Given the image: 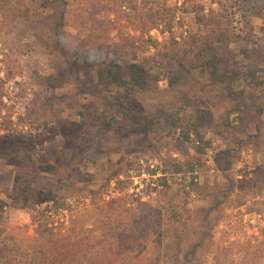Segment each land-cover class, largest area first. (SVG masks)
Segmentation results:
<instances>
[{
  "label": "rangeland",
  "instance_id": "1",
  "mask_svg": "<svg viewBox=\"0 0 264 264\" xmlns=\"http://www.w3.org/2000/svg\"><path fill=\"white\" fill-rule=\"evenodd\" d=\"M202 37L224 39L228 84L193 69L171 87ZM80 54L140 64L149 85L104 87ZM261 81L264 0H0V229L23 238L14 263L50 206L85 234L81 262L173 264L202 236L194 264H264ZM22 179L51 202L12 203ZM123 194L129 205L104 207ZM126 227L134 249L110 254L105 233Z\"/></svg>",
  "mask_w": 264,
  "mask_h": 264
},
{
  "label": "trees",
  "instance_id": "2",
  "mask_svg": "<svg viewBox=\"0 0 264 264\" xmlns=\"http://www.w3.org/2000/svg\"><path fill=\"white\" fill-rule=\"evenodd\" d=\"M222 35L224 36V39L227 40V35ZM216 39L217 38L213 37H202L200 42L197 40L194 41L197 49L192 47L190 51H188L190 52L189 54H192L191 56L187 55L188 52L186 51L183 58L181 57L178 59L180 68L176 71L174 76H170L168 79L169 85L171 87L179 85L183 81L185 73L193 69L209 70L213 83L216 85L219 83L228 84L230 74L222 73L220 71V67L225 62L226 56H223L224 53L219 40L224 39ZM78 59L83 62V66L87 70H89L94 65L97 66V82L104 87L145 89L149 85L150 78L148 76V72L140 64H134L129 69H127L125 65L118 59L96 60L92 56H85L83 54H80ZM86 73L89 74V72ZM251 76L254 79L258 77L262 78L261 76L254 74ZM260 84H264V82L261 81ZM119 106L121 107L123 115L128 116L129 112L127 104L121 100ZM201 121H203V118ZM104 125L106 130H111L112 119L107 118L104 122ZM195 129V125H189L188 131L184 132V136L187 139L191 138L189 131H194ZM113 179L114 178H110L109 181ZM20 186L22 187L21 190ZM123 195L119 198H112L110 201L104 202V207H113L116 204H118V207L120 206V208L126 207V205H129V202L126 199L128 194ZM8 197L12 200V203L15 204L30 202L32 204L38 205L45 202H51L52 200L51 197H43L37 189L33 188L30 183L26 182V179H22L20 183L17 182L15 190L10 193ZM1 203H4V200L0 199V204ZM111 207L109 209V214L111 210L114 209ZM46 209L48 210L46 212L49 214H47L45 218L46 223L43 224L44 226L39 227L36 230L35 236L26 237V252L24 254L26 260L24 264H93L90 260H84L81 262L77 259L79 254L78 251L85 247L87 248L89 243L85 240L83 242H75L74 239L78 237H84L85 234H76L74 233V228H71V226H65L63 222L64 218L59 217L57 208L52 210V208L48 206ZM126 209L127 212L130 211V208ZM114 215H118L117 211H114ZM138 215L139 214H133V217H136L135 221L138 219ZM179 215L180 213L177 209H172V218L170 216L171 221H179L175 219L179 218ZM113 219L116 220V217L110 218V220ZM112 227L115 226L113 225ZM142 232L145 234V232L147 233L148 230H144ZM131 233V228L128 227L119 233L113 232L112 234L108 235L109 232H106V240L108 241L107 250L109 253L119 256L130 253L134 249V246L128 241L129 238H132ZM22 239L23 238L11 235V233L7 232L5 229H0V264H16L14 263L13 258L10 257L9 253H17L21 251L19 244L21 243ZM202 246L203 242L201 236L198 242L189 244L181 258H179V252L182 253L183 250H180L182 247H179L177 251V261H174L173 264H194L192 258L196 256L197 252Z\"/></svg>",
  "mask_w": 264,
  "mask_h": 264
},
{
  "label": "built area",
  "instance_id": "3",
  "mask_svg": "<svg viewBox=\"0 0 264 264\" xmlns=\"http://www.w3.org/2000/svg\"><path fill=\"white\" fill-rule=\"evenodd\" d=\"M197 144H200V142L197 141Z\"/></svg>",
  "mask_w": 264,
  "mask_h": 264
}]
</instances>
